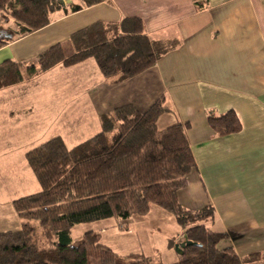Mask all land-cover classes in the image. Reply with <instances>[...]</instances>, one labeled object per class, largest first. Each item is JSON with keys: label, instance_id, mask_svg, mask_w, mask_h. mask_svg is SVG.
<instances>
[{"label": "crops", "instance_id": "1", "mask_svg": "<svg viewBox=\"0 0 264 264\" xmlns=\"http://www.w3.org/2000/svg\"><path fill=\"white\" fill-rule=\"evenodd\" d=\"M134 17L151 41H175L134 77H106L93 58L26 75L41 52L67 44L75 31ZM49 18L46 26L0 47V64H23V79L0 89V233L21 226L14 200L40 190L28 150L54 136L74 147L78 143L68 145L67 138L98 133L103 114L128 104L143 112L162 98L166 110L157 128L186 124L196 164L178 192L179 204L192 212L211 207L214 217L207 225L226 234L217 248H232L237 264H264V0H103L74 12L54 11ZM11 22L0 14L1 35L16 30ZM228 110L241 128L219 136L208 117ZM87 231L118 255L142 254L163 264L178 261L169 240L179 244L185 234L175 217L157 206L128 220L76 224L72 240Z\"/></svg>", "mask_w": 264, "mask_h": 264}, {"label": "trees", "instance_id": "2", "mask_svg": "<svg viewBox=\"0 0 264 264\" xmlns=\"http://www.w3.org/2000/svg\"><path fill=\"white\" fill-rule=\"evenodd\" d=\"M63 1L0 0V14L29 29L26 34L46 26L52 12H68ZM72 1L80 9L103 0ZM12 32L8 37L0 34V47L23 35ZM174 46L175 41H151L139 18H124L119 24L96 21L72 33L67 44L41 52L26 71L30 75L93 58L104 76L122 81L153 66ZM22 67L19 62H2L0 89L20 82ZM165 110L162 98L143 112L124 105L103 114L101 131L74 147L54 136L28 150L26 160L40 190L14 200L22 223L18 230L0 233V264H163L142 254L118 255L93 231L75 241L71 237L76 224L128 220L146 215L152 206L172 214L186 238L200 244L185 246L172 264L239 263L232 248H217L226 234L207 225L213 209L192 212L178 202V192L196 164L186 124L157 128L156 120ZM208 124L219 136L241 128L233 110L209 116ZM169 246H174L172 239Z\"/></svg>", "mask_w": 264, "mask_h": 264}, {"label": "water", "instance_id": "3", "mask_svg": "<svg viewBox=\"0 0 264 264\" xmlns=\"http://www.w3.org/2000/svg\"><path fill=\"white\" fill-rule=\"evenodd\" d=\"M65 1L69 4V8H68L69 11L74 12V11L79 10V5L74 4L72 0H65ZM63 3H64V2H63ZM63 12H64V13H67V9H66V8H63ZM16 26L18 27V29L14 31L16 34H17V33H19V34H23V33H25V32H29V31H30L29 29H27V28H25L24 26H21V25H19V24H17ZM12 33H13V32L6 33L5 36H7V37H8V36H11ZM183 236H184V237H183L184 240H183L182 242H180L179 244H176V245L174 246V249H175V251H176L178 254H182L183 248H184L185 246H188V245L200 246V244L188 240V239L186 238V235H185V234H184Z\"/></svg>", "mask_w": 264, "mask_h": 264}, {"label": "rangeland", "instance_id": "4", "mask_svg": "<svg viewBox=\"0 0 264 264\" xmlns=\"http://www.w3.org/2000/svg\"><path fill=\"white\" fill-rule=\"evenodd\" d=\"M63 2H64V1H63ZM66 7L69 8V4H68V3L66 4ZM3 19H4V17H3ZM10 20L13 21L12 19H9V22H11ZM11 23H13V28L17 30L18 27L16 26L15 22L13 21V22H11ZM24 72H25V69H24ZM26 75H28V73H26ZM51 79H52V78H51ZM51 79H50V80H51ZM41 80H42V79H41ZM60 81H62V78H60V80H58L57 82H54V83H55V84H58ZM41 82H43V81H41ZM62 85H63V84H61L60 87H62ZM44 87H47V79H46L45 82H44ZM44 87H43V88H44ZM60 87H59L58 89H60ZM44 92H46V91H44ZM60 92H61V90H60ZM59 106H60V105H55L54 108H55L56 110H58V109H59ZM51 118H52V117L45 118L46 120H50V126L53 125L52 122H51ZM65 128H66V127H65ZM93 134H95V132H94L93 130H91V131H88V132H86V133L81 134L79 137H74V135H73L71 139H70V138H67V144H68V145H74V144H76V143H79L80 141H83V140L87 139L88 137L92 136ZM183 237H184V236H182V238H181L182 240H184ZM181 239H180V241H181ZM174 246H175V245H174ZM171 252H172V251H171ZM173 252H176L175 249H174V247H173ZM172 254H173V253H172ZM164 255H165V254H163L162 257H163V259H166V257H165ZM179 255H181V254H179Z\"/></svg>", "mask_w": 264, "mask_h": 264}]
</instances>
